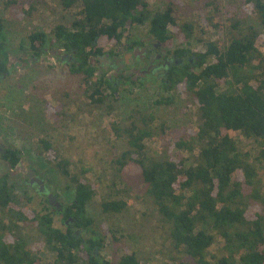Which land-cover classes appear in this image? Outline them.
I'll list each match as a JSON object with an SVG mask.
<instances>
[{"label":"trees","instance_id":"16d2710c","mask_svg":"<svg viewBox=\"0 0 264 264\" xmlns=\"http://www.w3.org/2000/svg\"><path fill=\"white\" fill-rule=\"evenodd\" d=\"M58 1L64 10L78 7L79 13L72 21L50 28L59 51L72 56L67 79L75 83L70 86L66 79V90L52 96L54 105L40 93L41 111L51 133L68 128L67 122L82 114L92 115L101 108L112 111V105L105 103L116 97L117 88L96 67L99 56L119 48L128 25H147V35L166 49L175 39L188 42L197 29V21L177 19L173 0L157 8L151 7L150 0ZM224 3L221 12L218 0H206L203 9L210 6L214 16L224 18L213 23V17L201 15V20L214 33L224 30L227 39L198 38L203 49L193 53L188 48L175 49L177 56L188 53L192 57L172 66L162 79L164 93L148 109L133 107L124 121L106 126V132L124 141L126 148L110 160L108 197L101 201V208L105 214L127 211L134 187L141 185L177 253L197 264H264V183L259 175L264 170V51L258 46L264 31V0ZM47 36L36 29L27 34L34 56L46 46ZM21 62L26 64L28 59ZM10 67L0 18V80ZM126 79L138 85L133 75ZM35 89L39 92L40 85ZM172 90L182 93L189 100L188 107H194L189 113L194 127L168 131L165 117L156 115L154 108L175 104ZM173 108L174 112L183 110L182 106ZM230 132L252 140L255 155L245 151ZM157 138L162 140V149L152 155L146 141ZM55 145L48 133L38 139L37 151L69 182L65 188L74 189V198L62 212L50 211L37 192L42 200L33 206L32 195H19L15 184L8 182V174H0V264H112L100 254L102 239L95 235V220L87 214L100 181L89 179L90 167L79 172L70 169L72 162ZM21 154L17 148H6L2 157L14 170ZM53 213L62 216L64 230L53 225ZM69 217L73 222L66 225ZM220 240L218 255L208 259ZM43 249L54 256L52 261H42ZM115 264L140 262L134 253H124Z\"/></svg>","mask_w":264,"mask_h":264},{"label":"rangeland","instance_id":"374dc122","mask_svg":"<svg viewBox=\"0 0 264 264\" xmlns=\"http://www.w3.org/2000/svg\"><path fill=\"white\" fill-rule=\"evenodd\" d=\"M9 1L13 2L8 3ZM173 1L177 19L182 22L197 21V29L188 42L181 43L179 39H175L168 49L170 53L178 48H188L191 53L202 51L198 38L227 39L224 30L214 33L210 25L202 22L201 15L207 18L213 17V23L224 18L219 15L214 16L210 6L203 9L206 0ZM166 2V0H150L152 8L163 7ZM224 4V0H218L221 12L225 11ZM30 8V14H25ZM78 13V7L64 10L58 0H0V18L5 27L11 66L9 74L0 80V174H8V182L15 184L19 195H32L35 204L33 206L40 204L42 199L36 196L37 191L29 187L22 173L12 170L2 157L6 148H17L22 152L20 159L24 165L35 170L55 194L58 191L59 203L62 206L69 205L74 198V189L65 188L69 182L37 151L38 139L49 133L54 137L59 153L72 162L70 169L79 172L84 167H90L92 171L87 174L89 179L100 181L101 187L87 206V214L95 220V235L102 239L103 244L100 254L106 261L115 264L124 253H134L140 264H197L188 255L179 254L173 249L167 227L158 216L153 204L143 194L141 185L138 188L134 187L135 194L131 197L127 211L120 214H105L101 208V201L108 197L106 185L110 177L108 173L111 167L110 160L126 148L124 141L106 132V126L112 121H124L133 107L148 109L153 101L164 93L162 77L158 79V75L163 72L161 69L153 73L150 72V68L144 72L135 69L122 73L119 79L113 77L112 82L117 84L116 97H109L105 103L112 105L113 109L110 113H107L105 108H101L92 115L82 114L78 120L76 118L74 122H67L68 128H59L52 133L48 128L45 115L41 111L40 93L44 94L49 104H56L52 96L58 95L59 90L62 92L66 90L65 83L69 76L68 61L72 60L69 53L66 55L60 52L51 40L53 34L50 28L59 22L72 21ZM247 22L252 23L250 17L247 18ZM35 29L42 30L48 35L47 44L39 56H34L29 51L26 41L27 34ZM131 34L133 38L145 36L147 25L133 27ZM263 43L264 31L258 42L262 51H264ZM23 58L28 59L26 64L21 62ZM127 74L138 79V85L127 81ZM68 84L75 86V83L69 80ZM38 85H40L39 92L35 89ZM169 93L174 96L175 104L171 108H154L159 118L165 117L167 122L165 130L178 131L194 127V117L189 115L194 111V107H188L189 100L176 90ZM176 106H182L183 110L174 112L173 107ZM159 118L155 121L156 126L159 124ZM230 135L240 141L245 151L255 155V145L252 140L243 138L238 132H230ZM146 145L152 155H159L162 140L157 138L146 141ZM182 153L187 155L186 152ZM259 175L264 183L263 169L259 170ZM49 210L52 211V207H49ZM61 217L59 213H53V225L64 230L65 225ZM112 234L115 241L112 240ZM221 243L222 240L214 245L207 256L208 259L218 255ZM42 251V261H52L54 256L44 249Z\"/></svg>","mask_w":264,"mask_h":264},{"label":"flooded vegetation","instance_id":"af4514ba","mask_svg":"<svg viewBox=\"0 0 264 264\" xmlns=\"http://www.w3.org/2000/svg\"><path fill=\"white\" fill-rule=\"evenodd\" d=\"M127 28L128 30L124 32V37L122 38L119 48L115 51H106L99 56L98 66L100 65V68H98V66L96 67L99 75L106 73L110 79L113 77H118L119 79V76L122 77V73H128L135 69L144 72L150 68L151 73L161 69L163 72L161 75H158V79L161 77V79H163L169 75V71L173 65H182L185 58L191 60L192 55L185 53L184 57L177 56L173 52L175 49L170 53L160 42L154 41L147 34L145 36L133 38V35L131 34L132 26L128 25ZM64 53L67 55V52ZM70 61L72 60L70 59L68 63H70ZM190 63L192 62L190 61ZM128 75L129 74H127V76ZM114 86L116 88L117 84L114 83ZM35 174L43 181L44 186L42 187L41 192L37 190V186H30L27 184L26 177L22 174L26 184L40 193L45 198L47 205L50 208H56L59 212H62L65 206H62L59 203L58 191H56L55 194L49 189L44 179L40 177L36 171ZM72 220L71 217L67 218L65 224L67 225L68 222H73Z\"/></svg>","mask_w":264,"mask_h":264},{"label":"water","instance_id":"95a60500","mask_svg":"<svg viewBox=\"0 0 264 264\" xmlns=\"http://www.w3.org/2000/svg\"><path fill=\"white\" fill-rule=\"evenodd\" d=\"M14 169L26 177L27 184L30 186H37V190L41 192L42 187L44 186L43 181L36 176L35 170H33L31 167H26L21 160L18 161Z\"/></svg>","mask_w":264,"mask_h":264}]
</instances>
